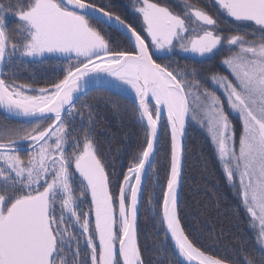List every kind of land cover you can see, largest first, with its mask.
Returning a JSON list of instances; mask_svg holds the SVG:
<instances>
[{
  "label": "snow or ice",
  "instance_id": "1",
  "mask_svg": "<svg viewBox=\"0 0 264 264\" xmlns=\"http://www.w3.org/2000/svg\"><path fill=\"white\" fill-rule=\"evenodd\" d=\"M213 6L134 0L129 19L97 0H0V110L23 121H0V264H153L145 214L172 264H264V0ZM49 65L60 72L43 86L20 75ZM93 93H109L116 112L127 101L143 131L118 174L97 140ZM191 123L253 233L230 255L198 246L184 223L182 191L199 187Z\"/></svg>",
  "mask_w": 264,
  "mask_h": 264
},
{
  "label": "trees",
  "instance_id": "2",
  "mask_svg": "<svg viewBox=\"0 0 264 264\" xmlns=\"http://www.w3.org/2000/svg\"><path fill=\"white\" fill-rule=\"evenodd\" d=\"M164 1V0H163ZM98 3L110 4L113 11L123 17L134 19V0H97ZM161 3V1L159 0ZM203 6L206 4L214 9L213 0H200ZM220 27L227 31L231 27L230 19L220 16ZM10 26H14L13 18L9 17ZM181 64L186 63L183 57H177ZM218 64L206 67L205 71L217 68ZM60 72L59 65H49L35 72L21 69L20 75L28 80L32 75L40 78V86L46 79L52 78ZM109 93H93L89 103L98 104L97 112V140L101 146V152L110 161L118 174L126 159L125 154L135 152L143 142V131L137 123L136 114L127 101H119L123 108L116 112L111 105L102 102V97ZM115 98V97H113ZM0 121L19 124L22 122L8 119L0 113ZM188 165L197 176L199 187L193 189L190 184L182 191V207L187 204L188 216L184 223L188 232L198 246L207 249L210 254H231V249L240 242L246 240L252 244L253 233L249 232L246 217L240 208L238 198L234 190L226 182L220 167L213 156L212 147L204 133L191 126L187 136ZM167 153L161 152L157 160V170L161 183L165 181L164 169L167 165ZM202 161L207 162L206 169L202 168ZM152 183L155 182L153 177ZM141 230V243L153 251L148 253L153 264H172L175 257L171 252L165 253L157 250L162 249L160 239L153 226L151 214H145L139 221Z\"/></svg>",
  "mask_w": 264,
  "mask_h": 264
},
{
  "label": "rangeland",
  "instance_id": "3",
  "mask_svg": "<svg viewBox=\"0 0 264 264\" xmlns=\"http://www.w3.org/2000/svg\"><path fill=\"white\" fill-rule=\"evenodd\" d=\"M161 1V3L162 4H170V5H175L176 3H177V0H160ZM227 18V17H226ZM228 20H229V18H228ZM222 30H223V28H221ZM1 113V112H0ZM13 120V119H12ZM16 121V120H15ZM20 122V121H19ZM191 126H193V127H195V128H197V130L199 129V131H201L202 133H204V135H205V137H207V134H206V132L203 130V129H201L198 125H196L195 123H191L189 126H188V131H189V128L191 127ZM208 138V137H207Z\"/></svg>",
  "mask_w": 264,
  "mask_h": 264
},
{
  "label": "water",
  "instance_id": "4",
  "mask_svg": "<svg viewBox=\"0 0 264 264\" xmlns=\"http://www.w3.org/2000/svg\"><path fill=\"white\" fill-rule=\"evenodd\" d=\"M1 113H3L5 116H6V113H4L2 110H0ZM13 120H16V121H20V122H23L22 120H17L15 118H12Z\"/></svg>",
  "mask_w": 264,
  "mask_h": 264
},
{
  "label": "bare ground",
  "instance_id": "5",
  "mask_svg": "<svg viewBox=\"0 0 264 264\" xmlns=\"http://www.w3.org/2000/svg\"><path fill=\"white\" fill-rule=\"evenodd\" d=\"M3 114V113H2ZM4 115V114H3ZM187 132H188V129H187Z\"/></svg>",
  "mask_w": 264,
  "mask_h": 264
}]
</instances>
